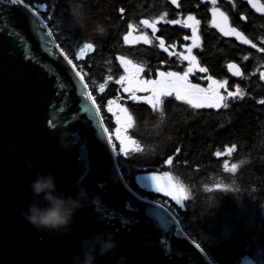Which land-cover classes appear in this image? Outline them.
<instances>
[{"label":"trees","instance_id":"16d2710c","mask_svg":"<svg viewBox=\"0 0 264 264\" xmlns=\"http://www.w3.org/2000/svg\"><path fill=\"white\" fill-rule=\"evenodd\" d=\"M23 1L39 12L85 76L130 187L167 205L185 233L215 264H241L244 260L264 264V104L260 103L264 100V12L251 16L247 24L239 19V28L255 48L208 29L206 23L203 64L212 69V77L230 80L231 90L239 86L245 92L243 98L227 97V108H195L172 95L163 98L160 109H154L143 99L132 100L116 81L125 70L120 57L143 66L141 76L148 80L156 79L162 64L170 63L157 36L148 45L124 41L129 31L144 33L141 21L162 0ZM248 10L244 4L237 13L247 14ZM163 32L158 36L168 39L170 33L183 31L163 27ZM88 43L93 48L81 56V48ZM231 62L242 69L241 76L228 72ZM117 98L133 117V127L126 135L136 144L129 145L127 155L120 152L114 115L108 112L109 101ZM230 148L234 149L231 154ZM233 164L236 170L226 171L225 165L230 170ZM165 171L184 185L187 199L177 203L136 180L145 173Z\"/></svg>","mask_w":264,"mask_h":264},{"label":"water","instance_id":"95a60500","mask_svg":"<svg viewBox=\"0 0 264 264\" xmlns=\"http://www.w3.org/2000/svg\"><path fill=\"white\" fill-rule=\"evenodd\" d=\"M34 12L24 1L11 5L0 0V264H72L74 255H83L85 238L107 232L120 246L114 255L100 256L97 250L96 264H118L121 256L127 257L126 264H215L168 207L159 208L166 218L153 209L146 212L149 205L162 204L113 178L111 145L97 135L91 112H80V81L74 75L79 70L67 63L54 35L49 38L54 43L44 40L51 29L46 21L47 29H36ZM61 84L67 95L59 91ZM60 106L65 108L59 112L61 123L51 128L49 113ZM62 140L72 145L70 150L61 146ZM85 142L87 172L80 159ZM25 157L31 158L30 171ZM41 172L55 175L57 194H84V206L60 233L37 230L22 215L34 200L29 184ZM127 202L138 211H125Z\"/></svg>","mask_w":264,"mask_h":264},{"label":"snow or ice","instance_id":"6c2138e0","mask_svg":"<svg viewBox=\"0 0 264 264\" xmlns=\"http://www.w3.org/2000/svg\"><path fill=\"white\" fill-rule=\"evenodd\" d=\"M173 3H176L177 0H172ZM212 4H216V0H211ZM250 3H252V6L257 9V11L264 12V5H258L256 0H249ZM9 3L11 5H19L23 3V0H9ZM27 6V5H25ZM43 7V6H41ZM121 12H123V9H121ZM213 13V19L212 24L214 27L218 28L221 33L225 36H236L238 39L242 40L245 44H250L251 41L244 37V35L237 31L236 28L231 27L228 22V16L225 15L224 12L220 11L218 7H215L212 9ZM164 16H161L159 20H163ZM152 21L145 19L142 20L141 23L145 25L148 28H152L153 33L156 31V24L159 22ZM33 22L35 23L36 29H47L48 25L44 22L43 19L39 18V12H34L33 16ZM172 24H180V20H170L168 21ZM200 24V21L197 20L194 16L189 15L185 21H183L184 27H188L192 29V39L193 44L191 47L187 48V55H183V60L189 61V67L186 71L181 74L180 72H159V79H141L140 73L144 71L143 66L139 64H133L131 60H127L124 57H120L121 63L125 67V72L127 75L121 76L119 80L116 81V83H124L127 82V87L124 88L125 92L131 93V99L132 100H138L143 99L148 104L152 105L154 109L160 108V106L163 104V100L161 97L165 96H172L175 94V97L177 100H184L188 104H191L195 108H202V107H208V108H220L228 107V103H226V97L224 95H221L220 88L224 87V83H220L218 81L212 80L211 77H207L208 80L211 81V84L208 88H202L199 84H192L189 82V74L193 72V69L197 67L196 62V56L192 54V49L194 47H198V40L199 36L197 35V26ZM129 28L132 29L133 26L129 25ZM53 36V32L51 30L44 33V40L47 41L49 44L54 43V41L49 40ZM132 37V32L129 31V33L124 37V41L126 43H133L138 40H143L144 43H150L151 41L148 39L147 34H144L139 37H135L133 39H130ZM185 39H189V37H185ZM59 48V45H57ZM160 47L164 48V42L163 40L160 41ZM252 47H256L255 44H252ZM93 48V45L91 43L85 44L83 48L80 50V55L82 56L83 53L86 50H90ZM167 50V49H165ZM63 51V50H61ZM261 51H264V48H261ZM65 60H67V63L69 65H72V69H76V65L72 63L71 59H68L67 56L64 57ZM79 59V56L77 57ZM244 59H247V57H244ZM230 70L234 69V75L241 76L242 73L239 69V67L235 64H230L229 66ZM200 72H207L206 68L200 67ZM75 77H77L80 81V89L78 90V94L82 96L81 103L83 107H81L80 112L81 113H89L91 112V116L89 119L93 120L95 122V127L97 128V135L99 137H106V146L111 145V154L116 157V160L114 161L113 165V178L121 183H124L126 187L130 188V184L124 177L123 173L119 171V153L115 151L116 145L112 142L113 137L110 134V130L108 127L104 126V118L101 116V108L97 106L96 98L92 95L91 92L86 91L89 87V84L84 82L85 76L81 74V71H74ZM111 79V77H109ZM261 79H264V73H261ZM226 83V82H225ZM103 85L100 86V90L103 91ZM59 91H64L65 95H67L66 91V85L61 84ZM137 92H150L151 95L147 97H137ZM59 94V93H58ZM240 98L244 97V92L240 89L239 86L236 87L235 91H228L227 97H237ZM261 104H264V100L260 101ZM116 104L115 100L109 101V108L108 112H112L113 109L111 105ZM116 107L119 110V114H116V125L118 127L115 128V139L120 142V152L127 155V150L129 145L136 144V141L131 140L127 135V130L133 127V117L129 114L128 109L120 106L119 104H116ZM58 112L64 113L65 108L63 106H60L57 109ZM72 120L76 119V115H73L71 118ZM137 151H140V147L137 146ZM234 149L230 148L229 154ZM217 156H220L221 153L217 152ZM87 156V142H85L81 146V162L85 164V172L88 171L90 168V159H86ZM167 163L171 165L173 163L172 159L167 160ZM236 165L233 164L231 169L229 170L227 168V165H225L226 171H235ZM83 176L82 173L80 183L83 182ZM136 180L146 188H151L155 192H163L165 195L172 196L173 199H177V196L184 193V188L182 185H178L174 182L173 177L170 175L169 172L165 171L162 175L160 174H150V175H139L136 177ZM99 188H102L103 185H98ZM223 187L224 190H226V186H219ZM143 199V198H142ZM184 199H187L186 196H184ZM177 203H179V200H177ZM160 207H167V205H149L148 208H146V212L148 209H153L157 215H160L162 218H166L164 214H162L159 211ZM125 211H138V209L133 208L131 205V202H127L125 206ZM123 215V214H121ZM130 220H135L137 218L135 217H129Z\"/></svg>","mask_w":264,"mask_h":264},{"label":"flooded vegetation","instance_id":"af4514ba","mask_svg":"<svg viewBox=\"0 0 264 264\" xmlns=\"http://www.w3.org/2000/svg\"><path fill=\"white\" fill-rule=\"evenodd\" d=\"M163 4H161L157 9L151 10L149 14H147L146 17L143 18V20L147 19L150 22L157 21L161 16H164L163 20H159V22L156 24V31L153 33L152 28L146 27V30L150 33V36H148V39L151 41L152 38H156L158 40V44L160 47V41L163 40L164 42V48L160 49L168 55V59H170V63L165 66V64H162V71H174V72H180L183 73L188 69L189 61L183 60L182 56L187 53V48L191 47L193 39L191 30L189 28L184 27V25L180 24H172L168 21L170 20H183V18L192 15L197 20L200 21V24L198 25L199 30V38H200V45L192 49V53L194 56H196L197 61V67L193 69V72L190 73L191 75L195 76L193 79H199L196 75L200 76H211L212 77V69L203 64V55H202V47L204 45V35H205V28L207 23L208 29H217L212 24L213 19V13L212 9L215 7H218L220 11L224 12L225 15L228 16V22L231 27H234L239 32H243L239 28V19L243 22V24L249 23V20L251 19V16L259 15L262 12L257 11L254 9L250 3L249 0H216V4H212L211 0H177L176 3H173L172 0H162ZM241 3L248 7V13H237V10L239 7L243 6ZM238 18V19H237ZM163 27H172V28H180L183 32H172L170 33V37L166 39L163 36H158V33H164ZM244 33V32H243ZM245 34V33H244ZM247 36V34H246ZM185 37H189V39H185ZM232 38L236 39L239 43H241L236 36L232 35ZM248 37V36H247ZM249 38V37H248ZM251 41V40H250ZM144 43V41H141ZM252 42V41H251ZM253 43V42H252ZM150 44V43H145ZM243 44V43H241ZM255 44V43H254ZM256 45V44H255ZM247 46V45H246ZM167 49V50H165ZM230 64H236L234 62H231ZM229 64V65H230ZM228 65V66H229ZM228 72L233 75L234 69L230 70L229 67ZM203 67L207 69V72H200L199 68ZM240 71L242 73V69L240 68ZM203 81H206V79L201 78Z\"/></svg>","mask_w":264,"mask_h":264},{"label":"clouds","instance_id":"9594fccd","mask_svg":"<svg viewBox=\"0 0 264 264\" xmlns=\"http://www.w3.org/2000/svg\"><path fill=\"white\" fill-rule=\"evenodd\" d=\"M61 123L60 113L52 111L49 113L48 124L51 128L57 127ZM61 146L67 151L71 144L62 140ZM25 164L30 171L32 162L30 157H25ZM34 200L29 204L28 209L22 213L24 218L37 230H46L49 233H60L69 229L73 222L74 215L78 209L83 207V193H77L75 197L57 194L58 188L56 177L52 173H38L36 178L30 182ZM39 198L46 202L41 205ZM120 246V242L115 239L111 232L98 233L85 238L81 242V252L72 257V264H96L97 250L100 256L109 253L115 254V250ZM127 257L121 256L118 264H126Z\"/></svg>","mask_w":264,"mask_h":264},{"label":"rangeland","instance_id":"374dc122","mask_svg":"<svg viewBox=\"0 0 264 264\" xmlns=\"http://www.w3.org/2000/svg\"><path fill=\"white\" fill-rule=\"evenodd\" d=\"M188 17V16H187ZM187 17H185V18H183V20H181L180 19V21H181V23H180V25H182L183 26V21H185L186 19H187ZM186 28H188V27H186ZM143 29V31H144V33H141V34H137V32H135L134 30L132 31V37H130V39H133V38H135V37H139V36H142V35H144V34H147V36H150V33L146 30V26L144 25V27L142 28ZM190 30H191V33H192V29L191 28H189ZM197 35L199 36V30H198V26H197ZM141 41H143V40H138V41H136V42H133V43H138V42H141ZM198 45H200V38H199V40H198ZM192 44H193V42H192ZM192 46V45H191ZM195 48H197V47H194L193 49H195ZM84 54V53H83ZM193 54V53H192ZM185 55H187V54H185ZM197 62V61H196ZM133 64H137V63H135V62H133ZM144 68V67H143ZM124 69H125V67H124ZM159 72H166V71H162V70H160ZM169 72H174V71H169ZM141 74L142 73H140V78L141 79H146V78H143L142 76H141ZM181 74H183V73H181ZM125 75H127V73L125 72V70L123 71V74H121L120 75V77L121 76H125ZM199 79H193V77H195V76H193V75H191V74H189V77H188V79H189V82L190 83H192V84H199L200 85V87H202V88H208L209 87V85L211 84V81L210 80H208L207 79V77H211V76H200V75H196ZM160 77H159V73H158V76L156 77V79H159ZM201 78H203V79H206V81H203ZM212 78V80H215V81H218V82H220V83H224V87L223 88H220V93H221V95H224L226 98H227V92L228 91H235V90H231V87L230 86H232V84H231V81L230 80H228V79H225V78H216V77H211ZM155 79V78H154ZM119 80V79H118ZM150 80H152V79H150ZM226 82V83H225ZM118 84H120L121 85V87H122V90L124 91V88L125 87H127V82H124V83H118ZM241 89V88H240ZM125 92V91H124ZM244 92V91H243ZM126 94H128V95H130L131 96V93H129V92H125ZM245 93V92H244ZM136 95H137V97H147V96H150L151 95V93L150 92H137L136 93ZM174 96H175V94H173ZM163 98L164 97H161V99L163 100ZM114 100V99H113ZM112 101V100H111ZM116 101V104H119L120 106H122V104L118 101V98H117V100H115ZM181 101H183V102H186V101H184V100H181ZM226 102V101H225ZM116 104H113V105H111V107H112V109H113V111L111 112L113 115H114V120L116 121V114H119V110H118V108L116 107ZM110 106V105H109ZM123 107V106H122ZM161 107V106H160ZM221 108V107H220ZM158 109H160V108H158ZM116 127H118V125H115ZM150 174H153V172L152 173H145V174H143V175H150ZM156 174H160V175H162L163 173H156ZM170 175L173 177V180H174V182L175 183H177L178 185H182L183 186V188H184V193H182L181 195H179V196H177V199H174L175 201H177V200H179V202H181L182 201V199L184 198V196H186V192H185V187H184V185L180 182V180H178L175 176H173L171 173H170ZM140 184V183H139ZM141 185V184H140ZM142 186V185H141ZM143 187V186H142ZM144 188H146V187H144ZM147 189H149V190H153V189H151V188H147ZM140 196H142V197H144V198H147V199H150V198H148V197H146V196H144L142 193H140V192H138V191H136ZM161 193H163V192H161ZM163 194H165V193H163ZM168 196V195H167ZM170 198H172V196H169ZM173 199V198H172ZM151 200V199H150ZM157 202V201H156ZM158 203H160V202H158ZM161 204H163V203H161ZM163 205H165V204H163ZM241 264H257V263H255L254 261H252V260H244Z\"/></svg>","mask_w":264,"mask_h":264}]
</instances>
